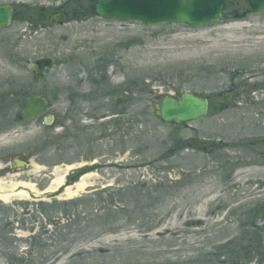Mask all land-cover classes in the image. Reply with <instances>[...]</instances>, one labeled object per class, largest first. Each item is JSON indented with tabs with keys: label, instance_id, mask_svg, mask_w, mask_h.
<instances>
[{
	"label": "rangeland",
	"instance_id": "1",
	"mask_svg": "<svg viewBox=\"0 0 264 264\" xmlns=\"http://www.w3.org/2000/svg\"><path fill=\"white\" fill-rule=\"evenodd\" d=\"M94 1L0 0L13 8L0 30V179L46 193L56 168L83 164L66 183L88 184L75 199L0 200V238L14 243L0 264H200L218 250L224 262L252 241L262 256L264 12L225 0L218 23L148 26L101 19ZM40 8L69 18L40 22ZM232 86L239 100L214 119L157 115L165 97ZM29 97L48 101L32 120Z\"/></svg>",
	"mask_w": 264,
	"mask_h": 264
},
{
	"label": "water",
	"instance_id": "2",
	"mask_svg": "<svg viewBox=\"0 0 264 264\" xmlns=\"http://www.w3.org/2000/svg\"><path fill=\"white\" fill-rule=\"evenodd\" d=\"M253 13L264 12V0H247ZM224 0H96L90 11L96 13L105 20H121L138 22L145 25L183 24L189 27H200L219 22L225 11ZM47 13L44 9L38 10V19L45 21ZM13 9L8 4L0 5V29L7 28L12 23ZM68 14L61 15L55 9L51 12V23L64 21ZM27 109L24 117L28 120L37 118L46 111L47 101L40 97L27 99ZM219 112L217 106L213 107ZM207 100L191 93H184L179 100L173 97H165L157 112V115L167 125L195 122L204 118L207 114ZM52 116H46L44 122L51 125ZM13 167L24 168L26 163L15 160ZM76 166L72 171L82 168ZM260 216L264 219V208L260 210Z\"/></svg>",
	"mask_w": 264,
	"mask_h": 264
},
{
	"label": "bare ground",
	"instance_id": "3",
	"mask_svg": "<svg viewBox=\"0 0 264 264\" xmlns=\"http://www.w3.org/2000/svg\"><path fill=\"white\" fill-rule=\"evenodd\" d=\"M95 4L93 3L92 6ZM239 29V26L234 27ZM229 29H232L231 27ZM73 168V166H66L64 169L56 168L54 173V178L46 193L55 194L63 191L64 184L66 182V175ZM88 186L87 178L83 177L78 183L73 187H68L63 191V196L60 198L75 199L83 190ZM22 187V188H18ZM34 196H42L44 193H40L36 188L28 183H15L12 180L0 179V200L5 203H11L15 200L19 201H29ZM205 204H209L206 201ZM227 216L223 218L225 220ZM249 224L244 225L248 227ZM243 247V246H242ZM220 250L214 251L211 255H220ZM209 256V255H208Z\"/></svg>",
	"mask_w": 264,
	"mask_h": 264
},
{
	"label": "flooded vegetation",
	"instance_id": "4",
	"mask_svg": "<svg viewBox=\"0 0 264 264\" xmlns=\"http://www.w3.org/2000/svg\"><path fill=\"white\" fill-rule=\"evenodd\" d=\"M203 98H205L208 102V112L206 114V117L203 118L200 121H204L207 118L209 119H214L217 116H220L224 113L225 110L230 108V105L232 103H236L239 100V96L235 95V90L234 87L232 86L230 89H227L226 91L223 92H217L214 95V100H212L210 97L207 96H202ZM238 99V100H236ZM214 106H217L220 110V112L216 113L213 109ZM203 141V140H202ZM195 144L198 143L197 140L193 141ZM57 224V223H55ZM251 226L252 228H258L261 225H248ZM264 226V225H262ZM9 227V226H8ZM12 227V226H10ZM8 235V233H7ZM10 235V233H9ZM254 245H258L257 241H252ZM13 241H9L8 239H1L0 238V257H5L6 255L1 253L3 250L4 252H6V250L10 247V245H13ZM253 244L251 243L250 246L245 250V256L244 257H240L239 259H235V260H231V261H225L222 262L220 260L221 257L220 255H209V256H202L203 257V261L205 258H207L208 260L201 262L200 264H264V254L262 256L260 255H256V256H252L254 255V253L258 252L257 248L253 247ZM247 247V246H246ZM263 247V252H264V246ZM212 257V258H211ZM211 258V259H210ZM225 259V258H224Z\"/></svg>",
	"mask_w": 264,
	"mask_h": 264
}]
</instances>
